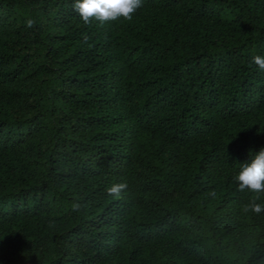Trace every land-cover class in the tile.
<instances>
[{
  "label": "trees",
  "instance_id": "16d2710c",
  "mask_svg": "<svg viewBox=\"0 0 264 264\" xmlns=\"http://www.w3.org/2000/svg\"><path fill=\"white\" fill-rule=\"evenodd\" d=\"M74 2L0 0V264H264V0Z\"/></svg>",
  "mask_w": 264,
  "mask_h": 264
},
{
  "label": "clouds",
  "instance_id": "9594fccd",
  "mask_svg": "<svg viewBox=\"0 0 264 264\" xmlns=\"http://www.w3.org/2000/svg\"><path fill=\"white\" fill-rule=\"evenodd\" d=\"M142 6V0H75L74 10L78 12L84 24H90L93 20L101 24L109 21H117L121 18L131 21L133 14ZM34 21L28 20L27 26L31 28ZM252 63L264 71V56H254ZM238 182V189L241 192L247 190L252 193L264 192V147L256 152L251 162L242 164L239 174L233 177ZM125 184H114L107 189L110 195L119 197ZM214 194V193H213ZM254 213L264 212V205L255 203L244 206V211Z\"/></svg>",
  "mask_w": 264,
  "mask_h": 264
}]
</instances>
